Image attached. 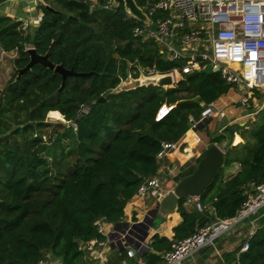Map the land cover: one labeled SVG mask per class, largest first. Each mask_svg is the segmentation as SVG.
I'll use <instances>...</instances> for the list:
<instances>
[{"label":"trees","instance_id":"obj_1","mask_svg":"<svg viewBox=\"0 0 264 264\" xmlns=\"http://www.w3.org/2000/svg\"><path fill=\"white\" fill-rule=\"evenodd\" d=\"M135 1L145 10L158 0ZM39 7L43 16L32 29H24L23 20L0 15V45L17 52L15 72L0 89V264L61 257L63 264H91L84 246L106 239L97 220L121 221L127 202L158 173L162 143L182 139L192 120H199L232 85L220 71L207 69L182 74L170 88L148 84L116 90L129 65L137 76L140 68L168 72L185 62L164 57L152 36L136 38L133 30L143 21L124 3L45 0ZM32 46L57 65L95 73L69 76L62 89V74L41 64L18 76ZM163 105L171 108L158 118ZM47 115L66 122H48ZM235 132L244 142L233 144ZM190 140L195 143L194 137ZM214 143L224 145L225 162L199 197L201 209H189L188 198L180 199L182 222L172 239L152 236L142 255L147 264H161L176 240L199 227L235 216L264 181V107L254 121L228 125L209 146ZM199 160L176 180L193 172ZM236 163L239 169L232 175ZM248 241L247 250L239 247L238 256L228 253L225 262L264 264V225ZM113 257L112 264L124 259L138 264L126 251L116 250Z\"/></svg>","mask_w":264,"mask_h":264},{"label":"built area","instance_id":"obj_2","mask_svg":"<svg viewBox=\"0 0 264 264\" xmlns=\"http://www.w3.org/2000/svg\"><path fill=\"white\" fill-rule=\"evenodd\" d=\"M144 12L151 19V23L157 24V29L152 31L151 23L143 22L134 28L133 35L136 38L152 36L164 57L184 60L185 63L180 69L168 71L174 73L176 83L182 74L212 69L220 71L227 83L240 91L239 102L242 108L254 109L253 104L264 98V0H158ZM159 13L164 15L154 19L153 16ZM23 28L27 29V24H23ZM141 73L152 76L167 72L155 68H140L138 75ZM258 112L259 110H253L250 114ZM211 117H225V112L214 102L206 106L199 120L191 119V128H196L199 122ZM162 145L163 150L158 155L160 159L168 155L177 142H163ZM162 182L164 179L157 173L143 183L136 194L160 197ZM192 198L196 197H188V200ZM197 206L201 209L199 202ZM263 208L264 181L248 194L235 216L203 225L196 233L176 240L172 248L163 254L161 264H183L202 249L212 245L234 223L259 214ZM96 223L99 232L105 234L102 220H97ZM97 243L105 245L106 241L92 239L86 246L92 247ZM249 246L247 240L242 251ZM136 253L135 250H128L131 257ZM138 259L139 264H147L142 255ZM46 262L40 261L39 264ZM51 264L56 263L52 261Z\"/></svg>","mask_w":264,"mask_h":264},{"label":"crops","instance_id":"obj_3","mask_svg":"<svg viewBox=\"0 0 264 264\" xmlns=\"http://www.w3.org/2000/svg\"><path fill=\"white\" fill-rule=\"evenodd\" d=\"M92 1L97 2L98 0ZM42 3H45V0H3L0 2V15H8L14 19L23 20V24H27V27L32 29L42 19L43 11L39 7ZM0 55L1 63L4 55H8L14 59L17 52L15 50L5 51L0 45ZM0 68H2L1 64ZM235 96H237V92L234 88H231L227 94L214 102L218 108L224 109L225 117L208 118V122L202 124L200 129L190 127L182 139L177 142L176 147L161 159L158 175L164 179V182H162L160 197L151 194L147 196L135 194L127 202L124 209L125 215L121 221L109 223L102 220L106 244L97 243L92 247L88 245L86 255L91 264H112L115 261L113 254L116 250L119 252L126 251L128 255L129 249L135 250L137 253L133 257L129 255L128 257L136 259L139 264L138 258L150 249V243L154 234L158 233L161 236L173 238L175 234L174 227L183 220L180 212L176 208L165 217L158 213L161 197L174 188V185H170V182L173 180L177 182L176 177L185 169L195 165L201 152L209 146L210 139L223 133L229 123L236 122L240 125H245L248 122L254 121L257 117V113L254 115L250 114L253 110H257L256 108L248 110L241 106L238 108L228 107L230 100L235 101ZM260 102L262 105L258 108L259 111L264 107V98H261ZM164 107H166V110L162 112ZM170 108L168 105H163L158 113V118L164 116ZM217 120L219 122L214 123ZM237 136L241 138L239 142L236 141ZM191 137H195V143L191 142ZM242 142H244L243 137L240 133L236 132L233 144ZM220 146L224 149V145ZM238 169L239 164L236 163L230 171L234 174ZM198 202L199 198H192L187 200L186 205L189 209H192L194 206H197ZM263 225L264 208L257 215L234 223L212 245L202 249L184 261L183 264H227L225 262L226 255L235 252L236 256H238V248L241 247L242 251L244 243ZM60 264L63 263L61 262ZM121 264H129L128 259H124Z\"/></svg>","mask_w":264,"mask_h":264},{"label":"water","instance_id":"obj_4","mask_svg":"<svg viewBox=\"0 0 264 264\" xmlns=\"http://www.w3.org/2000/svg\"><path fill=\"white\" fill-rule=\"evenodd\" d=\"M113 3H124L129 14L145 23H151V19L144 12L143 8L136 3L135 0H113ZM150 29L155 31L157 29V24L152 22L150 24ZM27 51L30 55V60L24 68L19 69L18 76H21L25 71L29 70L35 64H41L62 74V89L65 85L66 79L69 76H89L95 73L93 71L77 72L74 69L66 68L62 64L57 65L48 58L47 54L38 53L36 48L33 46L29 47ZM127 71L129 72V67ZM148 84H155L164 88L174 87L176 84L175 75L173 72L155 74L152 76H146L141 73L139 78L131 79V82L129 83L121 81L116 90L129 89ZM104 99L105 97H101L96 101L98 102ZM202 104L204 103L202 102ZM199 158L200 160L193 172L182 177L179 181H177L173 189L161 197L158 205V213L161 216L165 217L174 209H176L181 198H199L201 196L206 186L212 181L218 170L224 165L225 150L218 143H214L205 148L201 152ZM212 211L213 210H211V212ZM86 247L87 246L85 245L84 248ZM60 261L63 262V257L60 258ZM44 264L49 263L46 262Z\"/></svg>","mask_w":264,"mask_h":264},{"label":"rangeland","instance_id":"obj_5","mask_svg":"<svg viewBox=\"0 0 264 264\" xmlns=\"http://www.w3.org/2000/svg\"><path fill=\"white\" fill-rule=\"evenodd\" d=\"M12 59L13 58H11L10 56L4 55L3 56V61L0 63L2 65V68H0V88H3L4 87V85L8 82V80L12 77V75L15 72L14 65H13V60ZM128 67H129V72H127V77L123 78L124 80H122V82L129 83V82H131V79H135V78H139L140 77L139 75H138V77H135L134 74H135L136 69L132 68L131 65H129ZM130 74L133 77L130 76ZM178 79H179V77H178ZM236 92H237V96L234 97V100L235 101H231L230 100V102L228 103V107L238 108V107L241 106L240 105V102H239L240 92L238 90H236ZM253 105H254V108H256L258 110V108L262 105V103L259 101V102H255ZM221 110L224 111V109H221ZM47 121L48 122H52V123L60 122V121L66 122L65 119H55V118L50 117L49 115H47ZM217 122H219V121L218 120L217 121H214V123H217ZM220 122H221V120H220ZM230 124H234V122H231L228 125H230ZM176 183L177 182L175 180H173V181L170 182V185H174L175 186ZM47 261L49 262V264L52 263V261L54 263H56V264L57 263H59V264L61 263V261H59V259H51V260H47Z\"/></svg>","mask_w":264,"mask_h":264},{"label":"bare ground","instance_id":"obj_6","mask_svg":"<svg viewBox=\"0 0 264 264\" xmlns=\"http://www.w3.org/2000/svg\"><path fill=\"white\" fill-rule=\"evenodd\" d=\"M194 139H195V137H194Z\"/></svg>","mask_w":264,"mask_h":264}]
</instances>
